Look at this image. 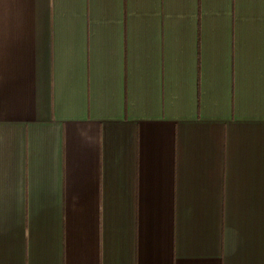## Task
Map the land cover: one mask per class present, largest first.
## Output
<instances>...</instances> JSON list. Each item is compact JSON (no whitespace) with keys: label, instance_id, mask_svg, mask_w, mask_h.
Instances as JSON below:
<instances>
[{"label":"crops","instance_id":"1","mask_svg":"<svg viewBox=\"0 0 264 264\" xmlns=\"http://www.w3.org/2000/svg\"><path fill=\"white\" fill-rule=\"evenodd\" d=\"M0 264H264V0H0Z\"/></svg>","mask_w":264,"mask_h":264}]
</instances>
